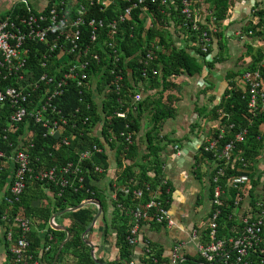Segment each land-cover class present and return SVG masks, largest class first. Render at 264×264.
Returning <instances> with one entry per match:
<instances>
[{
    "label": "trees",
    "instance_id": "trees-1",
    "mask_svg": "<svg viewBox=\"0 0 264 264\" xmlns=\"http://www.w3.org/2000/svg\"><path fill=\"white\" fill-rule=\"evenodd\" d=\"M56 1L61 0H49L45 9L48 10ZM65 1L69 6L86 5L89 8L90 17L104 20L106 23L118 19L124 9L131 5V2L122 0H111L108 7L101 4V1L104 0ZM208 1L214 3L212 24L199 21V26L202 31L211 33L214 27L218 29L219 22L226 17L229 0ZM20 11V7L16 5L11 11L1 16L0 21L8 16L13 17ZM148 15L151 18L150 23H147L146 16ZM255 16L259 17V22L252 30L255 36L260 38L259 42L264 43V10H258L255 12ZM169 17L174 19L176 25H179L184 32L188 33L191 41L197 46L195 55H191L186 50L174 48L166 30ZM117 33L115 40L112 41L115 42V51L119 56L118 70H121L123 74L121 83H116L114 75L110 72L115 67L113 65L115 53L104 46V41H108L109 37L108 30L103 29L101 30L99 44L106 49V52L102 49L98 50L102 58L99 63L95 62L91 65L87 85L78 87L76 83H72L64 97L55 103L62 115L68 119L67 124L59 126L58 136L50 137L46 135L47 128L42 123L36 124L27 121L25 124H20V135L25 132L33 135L29 139L30 142L24 141V144L29 146L27 153L30 156L32 168L34 170H56L54 181L48 179L29 180L19 202L12 206L16 212L23 213L34 224H43V228H47L43 238L41 235H35L32 231L28 235V240L30 241L29 253L37 259L38 250L42 248V254L48 256V264L54 263L60 245L67 238L66 231L56 230L50 225L52 215L60 213L67 219L65 227L71 233V239L63 247L56 264H97L92 259L91 248L82 238V235L91 227L94 218L98 214V207L90 204L73 212L67 211L91 199L99 201L102 209L97 220L103 222V243L108 241L111 232H115L114 248L117 255L114 260L116 264L130 263L135 250V247L130 245L127 240L134 224L132 211L136 207L146 205L153 194L158 193V191L160 200L165 203L168 210H170L172 202V185L164 177L161 160L164 142L167 140V137L161 136V131L164 129L165 122L176 115L174 98L171 96L164 99L166 91L176 89L170 78L199 74L203 69L202 63L209 68L214 65V61H207V57L212 51L210 50L208 54L201 52L198 46L201 32L193 30L192 22L182 13V7L177 0H168V4H164L163 0H157L156 3L148 2L140 5L126 18L125 22L119 24ZM213 35H217V33L215 32ZM27 43L30 48V51L25 55L27 66L34 69L38 74L44 71L52 73L58 66L56 53L49 56L46 61L47 66L41 69L40 63L43 61V52H45L47 46ZM97 48L99 47L97 46ZM148 54H152V61L147 60ZM247 55L250 58L253 55L251 62L241 71L233 73L228 78V87L220 103L214 106L203 118H207L208 115L220 118V126L216 128L212 135V140L219 142V150L227 142L234 139V136L242 129L247 130L245 142L237 143L233 152V159L236 163L227 166L225 176L221 178L220 184L225 187L229 179L242 174L248 175L250 181L247 193L254 202L261 174L259 175L253 169V165L254 161L261 155L264 147V137L261 130L264 124V114L258 113L254 116L249 112L248 94L239 84L247 70L259 69L264 78V68L262 67L264 50H257L254 54L251 48L248 49ZM200 60L203 62L200 63ZM146 66H148V70L144 74ZM146 80L149 81L150 87L162 89L159 92L161 104L154 103L150 96L139 103L134 102L135 96L138 95L136 94L138 82H146ZM93 85H96L97 91L101 94V104H98L91 90ZM103 91H106V93L103 94ZM88 105H90V108H88ZM98 107L102 108L101 113L98 111ZM151 107L150 124L145 135L146 149L144 153L140 151L141 146L136 142V137L143 129L145 113ZM77 110L80 114H76ZM220 111L225 116L221 117L219 115ZM1 112H3L2 115ZM7 114L8 108L3 106L0 109V150H3L6 155H10L12 147H15L17 143L12 140L11 136H8L7 140L2 137L9 134V132L2 133L4 129L8 128ZM86 116L91 117V119L84 126L81 124V118ZM232 124L234 125L233 129L218 140L222 127H228ZM97 126L98 128L101 127L102 132L91 135L90 132ZM128 134L132 135V143H127L125 140ZM64 138L68 139V145H63ZM94 145L100 147L102 152H94L88 160L80 161V155L88 149L92 150ZM207 146L208 143L201 148L202 159L212 163L217 162L210 176L213 195L215 188L213 177L219 162L215 156L216 152L207 151ZM241 159L246 161L248 168L243 167ZM3 162L0 161V164ZM69 163H72L73 166L70 173L66 174L63 169ZM2 168L3 170H0V183L3 184V187H7V194L11 185L12 171L11 167L7 165ZM114 168L115 175L108 182V189L112 195V197H109L106 194L105 186L100 187L99 184L106 180L109 172ZM64 179L68 180L66 186L62 185ZM165 181H167L166 184ZM125 190H128L129 193L127 194ZM134 191H142V196L140 198L134 196ZM108 198L113 206L112 217L109 221L106 216V201H108ZM13 209L10 210L5 198L1 200L0 221L2 224H4L1 220L2 216L11 214V211H14ZM230 215V209L227 206L223 207V214L219 220L220 238L238 234V230L234 229L236 224L229 219ZM97 222L90 232L94 230ZM144 225L166 227V224L155 222L148 224L146 221L142 222V226ZM150 243L155 250L157 259V263L153 264H167L169 257H165L157 245ZM7 245H9L8 242ZM7 251L14 264H16L14 256L9 252V247ZM96 257L104 264H112L110 260L105 259L104 255L97 253ZM191 259L198 260L195 259V256Z\"/></svg>",
    "mask_w": 264,
    "mask_h": 264
},
{
    "label": "built area",
    "instance_id": "built-area-1",
    "mask_svg": "<svg viewBox=\"0 0 264 264\" xmlns=\"http://www.w3.org/2000/svg\"><path fill=\"white\" fill-rule=\"evenodd\" d=\"M108 1H101V4L108 7L111 0ZM122 1L131 2V5L124 9L118 19L108 23L90 17L89 8L86 5L69 6L65 0L56 1L48 10L43 8L38 13L33 12L28 0H16V5L21 9L20 13L17 12L13 17L8 16L0 21V106L8 108L6 117L8 128L4 129L2 133L9 132L2 137L7 140L8 136H11L12 140L17 143L15 147L9 144L12 147L10 155H6L3 150H0V161H4L0 164V170H3L4 165H7L11 167L12 171L11 185L5 196L10 210L13 209L14 204L19 202L29 180L48 179L54 181L56 179L55 169L34 170L32 168L31 159L27 153L29 146L25 145L24 141L30 142L29 139L33 135L27 132L20 135V124H25L27 121L36 124L42 123L47 128L46 135L58 136L59 126L67 124L68 119L62 115L55 103L64 97L72 83H76L78 87L87 85L91 65L95 62L99 63L102 58L98 50L102 49L106 52V49L99 44L103 29L108 30L109 37L108 41H104V46L115 53L113 62L115 67L110 72L114 75L116 83L123 81L122 71L118 70L119 56L115 51V42L112 40H115V36L118 34L119 24L125 22L134 9L148 2L156 3L157 0ZM177 1L182 7V13L192 22L193 30L201 32L198 46L203 54H208L212 47V35L217 31V28L214 27L211 33L202 31L199 26V16L192 11L190 0ZM163 3L168 4V0H163ZM249 34L254 35V31L251 29ZM27 42L47 46L43 52V61L40 63L41 69L47 66L46 61L49 56L56 53L58 66L52 73L44 71L38 74L27 66L25 55L30 51ZM147 60H153L152 54L147 55ZM262 67L264 68V62ZM147 70L148 66L144 69V74ZM262 74L259 69L247 70L239 84L248 94V109L254 116L258 113L264 114V78ZM9 80L10 82H8ZM91 90L95 98L100 100L101 94L97 91L96 85H93ZM105 93L106 91H103V94ZM134 100L139 102L141 97L136 95ZM2 114L3 112H1ZM76 114H80L79 110L76 111ZM219 115L225 116L222 111ZM90 119L89 116L81 118V124L85 126ZM233 127V124L222 127L218 140L229 133ZM97 133L95 129L90 132L91 135ZM246 135L247 130L242 129L220 150L219 142L216 140L213 139L208 143L206 150L216 152L215 156L219 165L213 177L215 188L207 226L204 229L194 228L188 232L186 239L178 240L171 250L167 264H264V200L256 198L253 202L248 196L247 189L250 179L246 174L229 179L225 187L220 184L221 178L225 176L227 166L236 163L233 159L236 144L245 142ZM125 140L127 143H132V135L128 134ZM68 143V139L64 138L63 145H68ZM94 152L101 153L102 149L94 145L92 150L88 149L80 155V161L88 160ZM241 163L245 169L248 168L244 159H241ZM72 166L73 164L69 163L63 172L70 173ZM164 183L166 184L167 181ZM67 184L68 180L64 179L62 185L66 186ZM125 192L129 193L128 190ZM133 194L140 198L142 191H134ZM159 194V191L154 193L146 205L136 207L132 211L134 224L127 240L134 247L140 241L142 242L144 258L142 264L157 263L151 241L141 239L142 222L173 225L170 210L160 200ZM225 206L230 209L229 219L236 224L234 229L238 230V234L220 238L219 220ZM1 220L6 226L5 237L15 263L38 264L39 261L29 253L28 235L32 232V221L23 213L15 210L11 211V214L3 215ZM191 244L194 245V248H191ZM193 256L198 260H192ZM129 264L137 263L132 258Z\"/></svg>",
    "mask_w": 264,
    "mask_h": 264
},
{
    "label": "crops",
    "instance_id": "crops-1",
    "mask_svg": "<svg viewBox=\"0 0 264 264\" xmlns=\"http://www.w3.org/2000/svg\"><path fill=\"white\" fill-rule=\"evenodd\" d=\"M28 1L33 12L38 13L47 6L49 0ZM15 6L16 0H0V17ZM190 7L194 13L198 14L200 21L212 24L214 3H210L208 0H190ZM258 10H264V0H229L227 15L219 22L217 35L212 37L210 61H214L213 67H207L200 60L203 69L199 74L170 78L176 89L170 88V91L164 93V99L171 96L174 98L176 108L175 117L168 119L161 131V136L167 137L161 160L164 177L172 185L170 214L173 225L166 227L144 225L140 235L141 239L149 240L157 245L167 258L175 243L178 240L186 239L189 231L194 228L204 229L207 226L213 198L210 176L217 162L203 160L200 151L204 144L212 140L213 132L220 126L221 120L214 115H208L207 118H203V116L220 103L228 87V78L251 62L253 55L251 58L247 55L248 49L252 48L254 54L257 50H264V43L259 42L260 38L255 34H249L259 22V17L255 16V12ZM146 17L147 23H150L151 18L149 15ZM167 25V35L174 48L186 50L191 55H195L197 46L191 41L188 33L176 25L171 17H169ZM132 83L134 84V81ZM136 89V94L141 97V100L150 96L154 103L161 104L159 92L162 89L150 87L148 80L146 82L139 81ZM101 99L97 100L98 104H101ZM151 109L152 107L146 111L143 129L136 137V142L141 146L140 151L144 153L146 149L145 135L150 124ZM98 111L101 113L102 108L98 107ZM261 130L264 137V124ZM95 132H102L101 127L95 128ZM253 169L259 175L261 174L255 196L259 200H264V147L261 155L254 161ZM113 173L115 175V168L112 169L111 175ZM113 177L109 178L108 175L106 180L99 184L100 187L105 186L106 194L109 197H111V192L108 189V182ZM6 188L0 183V205L1 200L6 196ZM106 204V216L109 221L113 212L109 198ZM61 214H53L57 215L54 222L55 225L65 227L67 219ZM97 221L96 227L92 232L87 233L86 239L93 243L96 255L97 253L104 255L103 251L105 248L107 249L109 240L115 241V232H111L108 241L103 243V222ZM5 230L6 226L0 221V264H14L7 251L9 245L5 238ZM32 231L35 235H41L43 238L47 228H43V224L33 223ZM142 249L143 244L140 241L133 254V259L137 264H142L144 260ZM47 257L42 254V248H40L38 264H48Z\"/></svg>",
    "mask_w": 264,
    "mask_h": 264
},
{
    "label": "water",
    "instance_id": "water-1",
    "mask_svg": "<svg viewBox=\"0 0 264 264\" xmlns=\"http://www.w3.org/2000/svg\"><path fill=\"white\" fill-rule=\"evenodd\" d=\"M210 59H211V55H209V56L207 57V61H210ZM90 204H91V205H95L96 207H98V214H97V216L94 218L91 227H90V228H89V229H88V230L82 235V238H84V240L86 241V243H87V244L89 245V247L91 248V256H92V259H93L94 261H96L97 264H104V263H102L100 260L97 259L96 254H95V249H94V245H93V243L86 239V235H87V233L90 232V230L92 229V227L95 225L97 219H98V218L100 217V215H101L102 209H101V206H100V202L97 201V200H93V199H91V200H86V201H84L83 203H81L78 207H76V208H71V209H69V210H67V211H71V212H73V211H76V210L79 209V208H82V207H84V206H86V205H90ZM56 217H57V215H53V216H52V218H51V220H50V225H51L54 229H56V230L66 231V232H67V238H66L65 241L60 245V247H59V251H58V253H57L56 256H55V260H54V263H53V264H56V262H57V260H58V257H59V255H60V253H61L63 247H64V246L69 242V240L71 239V233L67 230L66 227H64V226H59V225H55L54 220L56 219Z\"/></svg>",
    "mask_w": 264,
    "mask_h": 264
},
{
    "label": "rangeland",
    "instance_id": "rangeland-1",
    "mask_svg": "<svg viewBox=\"0 0 264 264\" xmlns=\"http://www.w3.org/2000/svg\"><path fill=\"white\" fill-rule=\"evenodd\" d=\"M110 175H111V172H109V178L110 177H113L114 176V173L111 176ZM111 197H112V195H111ZM109 239H110V237H109ZM112 240L113 239H110L109 240L108 247H107V249L105 248V250L103 252H105V254H104L105 259L110 260V262H112V264H116V262H115L114 259H115L116 255H117V251L114 248V241H112ZM102 245L105 246L106 244L105 245L102 244ZM190 246H191V248H194V245L193 244H191ZM113 260H114V262H113Z\"/></svg>",
    "mask_w": 264,
    "mask_h": 264
}]
</instances>
